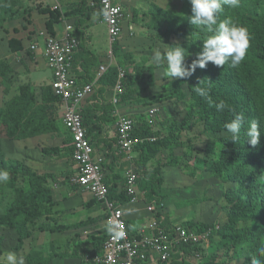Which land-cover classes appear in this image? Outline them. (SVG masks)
Masks as SVG:
<instances>
[{"label":"rangeland","instance_id":"obj_1","mask_svg":"<svg viewBox=\"0 0 264 264\" xmlns=\"http://www.w3.org/2000/svg\"><path fill=\"white\" fill-rule=\"evenodd\" d=\"M34 1L37 0H0V169L10 174L7 182H0V215L4 221L0 225V264H7L8 251L22 254L25 264H69V261L71 264L72 261L92 264L88 255H76L90 252L94 257L98 256L95 253L100 251L104 237L90 239L75 234L77 229L92 222L86 219L90 217L92 220L87 205L95 203L89 198L73 201L76 194L87 192L73 185V181L71 183L77 172V163L73 159L61 158L69 141L63 125L65 109H59L61 101L52 95L51 77L44 85H35L28 77L32 70L40 69L44 63L43 59L37 58L36 51L30 46L27 48L30 43L33 46L38 43L35 32L26 33L33 22ZM75 1L81 3V0ZM118 1L125 12L129 11L137 26L142 22L148 28L154 23L161 26L145 31L142 43L136 32L130 33L119 65L127 73L123 101L127 98L126 105L130 104L133 115L138 111L150 131L147 133L141 128L134 134L143 143L138 149L144 154L142 165L148 170L161 167L163 197L171 200L166 205L172 218L196 224L189 226L195 233L201 234L209 228L218 232V223L228 222L234 206L226 195L239 189V184L231 182L232 178H264V164L248 163L242 174L237 171V164L231 170L220 167L223 150L219 139L223 135L210 131L216 118L215 113H211L213 106L194 90L197 86L207 89L208 71L210 67H216L212 62L205 68L197 67L189 78L172 80L165 75L166 63L160 66L152 63L157 50L163 55L166 49L176 44L187 50L190 55L186 63H191L202 51L203 41L212 33L190 23V0ZM36 9L39 12L43 8L37 6ZM229 12V6L224 5L218 22L230 21ZM225 13L227 17H224ZM17 23L25 30L21 34L17 33L22 29L14 27ZM129 27H135L134 23ZM45 36L39 35L43 44ZM19 37L25 40L24 44ZM11 40L21 43L13 45ZM7 46H10V55H5L3 48ZM37 47L40 50L41 44ZM112 57L108 55V59ZM203 101L205 105L197 107ZM248 105L254 108L255 103ZM152 107L157 109V114L151 118L148 109ZM130 156L132 163L140 160L139 153L132 152ZM246 158L254 159L249 155ZM62 161L64 168L70 169L67 177H62L66 169L60 173ZM122 161L130 163L127 155ZM104 168L108 169V165L105 164ZM128 168L120 176L124 178ZM17 201L25 203L18 227L10 213ZM69 201H73L74 206ZM144 203L142 201L141 205ZM96 204L104 212V205ZM207 223L211 225L205 226ZM241 229H244L243 224L238 231ZM221 241L225 244L223 248L220 243H212L217 248L221 264H250L253 249L247 247L242 238L231 241V237H223ZM215 247L209 251H214ZM210 264L218 263L211 261Z\"/></svg>","mask_w":264,"mask_h":264},{"label":"trees","instance_id":"obj_2","mask_svg":"<svg viewBox=\"0 0 264 264\" xmlns=\"http://www.w3.org/2000/svg\"><path fill=\"white\" fill-rule=\"evenodd\" d=\"M116 1L119 2L118 0ZM80 4L81 5L78 8L79 10L77 9L71 12L72 15H78L77 21L75 22L76 36L78 37L83 34L81 33V31L83 30L80 26V24H82L83 22L82 14L84 13L86 18L90 19L92 15L91 13L93 12L92 10L95 9H92V7L88 6L87 3H85L84 6L83 0ZM188 7L191 8V4H189ZM229 9L230 22H232V24L234 25L243 26L247 29L249 36V47L246 50L244 60L238 66L230 67L229 64H225L224 66L220 67H210L208 71L210 75L206 82L209 81L207 89L209 90V95L213 101V105L215 103H219L221 100L226 103V108L224 110L218 111L215 106H213L211 112L215 113L216 118L213 122V125H211L212 128L210 129V131L217 132L223 135L219 139V143L223 150L221 163L219 165L222 168L231 170L237 164V171L242 174L244 168L248 166V163L260 162L261 164H264V0H240L238 7H229ZM39 11L42 14H49V20L46 23V27L48 29V32H50L49 34H51L52 36L57 35L54 31V26L55 24L60 23V21L62 20V14L57 10H51L49 8H43ZM260 11H262L263 13L261 12L259 14ZM126 14L129 17V21L132 22L131 20H133V17L130 15V13L126 11ZM66 16H68V14H66ZM224 17H227L226 13ZM18 43L21 42H18L16 40H13L11 42V44L13 45H16ZM119 44L120 43L117 42L112 45V53L115 56L119 55V48L116 47ZM121 57L122 56L120 54V59H118L119 64L122 60ZM118 74V67L110 68L109 71H107L106 75L104 74V76L101 78L102 84L111 85L113 86V88H115ZM84 84H88V82H85ZM51 91L52 95L55 96L52 85ZM94 94L95 93L92 92L84 102L94 97ZM125 95L126 86L124 93L121 95V102L123 101V97ZM56 98L60 100V98ZM125 102H127V98ZM206 103H208V101ZM250 103H255L254 108L249 107L248 104ZM204 105L205 102L203 101L201 103H198L197 107L201 108ZM250 109L252 110L251 113ZM132 112L133 111H129L128 115L132 116L136 121V128L134 132L138 131L141 128H145L146 132L150 133L148 127L144 124V120L142 119L138 111H134V115H132ZM194 112L195 109L191 110L189 114L191 115ZM124 114L126 113L124 112ZM82 115L84 117V124L88 131V137L90 138L91 143H93L91 139V131L93 130L90 124L93 123V121L91 119H86L85 111L84 113L82 111ZM237 115H242L244 118V122L241 128V139L239 142L234 144L231 141H228L229 134H227L224 125L234 119ZM116 120L117 117L115 115V117H113V119L111 120L113 126ZM253 121H256L260 125L261 131L260 143L255 147L250 145L245 136V130ZM88 126H90L91 128H88ZM243 139L245 141H243ZM113 143L115 144L110 145L108 147V150L103 151V155L105 157L104 165H108V169L106 170V183L110 187V198L117 204L127 206L130 204L129 198L125 195L124 192L125 177L123 178V176H120L122 175V173H124L125 168H120L122 170V172H120L118 168L113 167L115 164H119L124 156H126V154L120 152L117 137L113 140ZM141 144L143 143L138 144L133 149V153L136 152L140 154V160H135L134 165L138 173L141 174L139 186L140 190L144 192L142 201H144L145 203L143 205L146 208L152 203H157L158 209L155 213V218L157 217L158 220H160L162 215L166 216L168 223L167 226H170L177 220L172 221L173 223L170 221L171 214L169 213H171V210L167 208L168 206L166 205V203L170 204L171 200H164L163 197V174L161 173V167L148 170L142 165L144 154L138 151V149L141 147ZM67 145H69V147ZM65 150L66 151L65 153H63L61 158L72 159L74 146L72 137L70 135L69 141L66 142ZM248 155L250 157H254V159L246 158ZM107 161L108 163H106ZM126 164L129 163L126 162ZM124 165L125 164H122L121 167ZM33 177L37 178L38 176L36 174H33ZM231 182H236L237 184H239L238 190H232L226 195V198L231 203H234V206L232 207L228 222L220 221V223H218L221 226V229L214 234L212 243L213 241L215 242V244L217 243V245L218 243H220L221 248H223L225 246L224 242L221 241L223 237H231V241H235L236 237L242 238L247 247L253 249L251 255L252 258L256 257L264 261V256H260L259 254V250L261 248H264V178H259L258 176H241L240 178H232ZM34 197H36V195H34ZM93 201L95 203H99L95 199H93ZM17 202V205L10 210V213L13 214L16 227H18L21 223L18 218H21V216H23V213L25 212V210H23V208L25 207V203L21 201ZM161 204L164 205L163 208L161 207ZM24 215L27 216V214ZM3 222V217L0 215V225H3ZM184 223L187 225L189 224L186 222ZM242 224L244 229L238 231V227H240V225ZM194 225L196 224L190 223L188 226L192 227ZM210 225L211 223L205 224V226ZM107 236L108 232L106 230V232H104L102 236L104 237L103 244ZM211 246L215 247V245L212 244ZM101 249L98 253L95 254H99L101 256ZM196 249L198 248L182 247V250L188 255H191L192 252ZM181 255L182 254L177 253L173 256L171 261L160 262L159 264H191L185 258H181ZM206 260L207 264H210L211 261L221 264L220 255L217 252L216 247L214 251H210V253L206 256ZM92 264H95L94 259H92Z\"/></svg>","mask_w":264,"mask_h":264},{"label":"built area","instance_id":"obj_3","mask_svg":"<svg viewBox=\"0 0 264 264\" xmlns=\"http://www.w3.org/2000/svg\"><path fill=\"white\" fill-rule=\"evenodd\" d=\"M91 7L101 11L102 20L108 28L111 45L120 41L124 34L123 25L126 22L127 27L133 24L129 21L125 8L116 0H95ZM134 29L129 27L130 33L135 32ZM45 37L44 58L52 71L51 85L55 96L60 98L65 106L64 126L72 137L74 146L72 159L77 163L78 176L73 180V185L89 193L93 199L105 207L108 236L102 245V255L95 256L94 262L96 264H148L156 261L159 264L171 261L175 254L180 253L181 258H185L191 264H207L206 256L210 253L212 238L216 233L212 228L200 234L192 232L184 223L185 221L173 223L170 220L173 223L170 226H167L168 224L164 226L161 221H156L145 225L137 233L131 231L122 205L110 198V187L106 183L104 169L105 159L103 156L95 155L84 124L81 106L93 92L96 83L84 84L74 73V59L81 45V38L76 36V28L72 22L65 25L61 35L46 34ZM31 49L36 51L38 47L32 46ZM112 56L111 51L110 57ZM109 67L108 65L100 66L97 81L107 73ZM125 80L126 71L119 68L118 81L114 88L115 103L120 101L124 93ZM148 111L151 118L157 114V109L154 107ZM116 115L117 120L112 127L117 131L120 152L125 153L130 160V166L125 175L124 192L129 198V204L137 205L142 201L144 192L139 186L141 174L138 173L130 156L133 149L140 143V139L134 135L136 121L130 115L125 116L118 112ZM163 206L161 204L162 208ZM157 209V203L147 207L150 215L155 214ZM219 226L216 230L221 229ZM182 247L198 249L188 255Z\"/></svg>","mask_w":264,"mask_h":264},{"label":"crops","instance_id":"obj_4","mask_svg":"<svg viewBox=\"0 0 264 264\" xmlns=\"http://www.w3.org/2000/svg\"><path fill=\"white\" fill-rule=\"evenodd\" d=\"M94 1L95 0H83V4L85 6V3H87L88 6H91L92 2ZM32 5L34 8L33 11L31 12L33 22L29 25V28L27 29L26 33L31 34V32H35L34 38L36 36V41L38 42L37 46L41 44V49L36 50V53L38 54L37 58L43 59L44 63H42V67L40 69L32 70L31 73L28 74V77L32 80V82L35 85L37 84L44 85L49 79V77H51V80H53L52 71L48 67L47 62L44 58V48H43L44 44L40 41V38H39L40 34L46 35L50 33L48 32V29L46 28V23L49 20V14H42L40 13V11L38 12V9L36 8L37 6H40L41 8H44V9L50 8L51 10H55L56 7L58 8L56 10L62 14V20L60 21V23L55 24L54 31L59 36L63 33L64 27L68 22H72L76 28L75 22L77 21L78 15H72L71 12H73L74 10H77L81 4L77 3V1L75 0H41V1L39 0V1H34ZM157 5L160 6V3H158ZM127 12L129 11L127 10ZM66 14H68V16H66ZM91 14L92 15L90 19H87L84 13L82 14L83 22L82 24H80V26H81V29L83 30L81 31V33L83 34L80 35L81 45L74 59V73H76V75L84 83L85 82L96 83L93 88V92L95 93L94 97L84 102L81 106V109L83 113L85 111L86 119L88 120L91 119L93 121V123H90V124L93 130L91 131V139L93 142L92 144H93V148L95 151V155L97 157L98 156L104 157L103 151L108 150V147L110 145L115 144L113 143V140L117 136V131L114 127H112L113 123H111V120L113 119V117H115L117 112L121 113L122 115H126L128 114L129 111H131V108L129 107L130 104L129 106H127L126 105L127 102L125 101L121 102V99L118 103H115L114 101L115 97L113 93L114 88L111 85L102 84L101 78L103 76L98 81L96 79H97V75L99 72V68L100 66L103 65L102 64L103 62H105L104 64L110 66L111 68L112 67L121 68L119 66L120 64H119L118 59H120V54L125 53L124 52L126 50L125 45L128 43V37H131V36H129L130 31L127 27L128 23L126 22L123 25V28H124L123 38L119 42L120 44L116 46L117 48H119V57L113 55L112 59H108V55H110V52L112 51V45L109 42L107 25L102 20L100 10L96 9ZM131 21L132 23H134L135 25L134 30L136 34H138V39L142 43V41L145 40V35H144L145 31H150L153 26L148 28L145 22H142L139 26H137L134 20H131ZM155 26L159 27L160 24L154 23V27ZM14 27L15 28L20 27L22 29V31L20 30V33H17V30H14V33L21 34V32L25 31L23 27H21V25L18 23ZM18 39L22 40L20 37ZM27 42H28V39H27ZM22 43L24 44L25 40H22ZM29 46L31 49L33 44L32 43L28 44L27 48H29ZM3 49H4V52L6 51L5 55H10V53L8 52L10 49V46H7V48H3ZM114 57L116 58L118 57L116 61L113 60ZM43 64H44V67H43ZM117 81H118V77H117ZM126 81H127V73H126V80L124 82V86H126ZM61 104L62 103L60 102L58 104V107L59 109L64 110L65 106L63 104L61 106ZM124 112L126 114H124ZM63 125H64V121H63ZM88 128H91V127L88 126ZM63 163L64 161H62V164H60V167L62 168L60 173L66 169L65 172L62 174V177L64 176L67 177V175L70 172V169L64 168L65 166ZM106 163H108V161ZM122 164H125V165L121 167ZM129 166H130V163L126 164L125 161H120L119 164H115V166L113 167L118 168L120 172H122L121 169L128 168ZM106 170L107 169H105V171ZM77 176H78V168H77V172L75 176L71 178V183ZM82 194L83 195L76 194V197L74 198L73 201L78 202L79 198H81L82 200H85V198L92 199L91 196H89L90 194L88 195L87 193L86 194L82 193ZM141 200H143V197L141 198ZM73 201H69L71 202V206H74ZM87 207L88 209H90L88 210V213L92 217V220L90 219V217H86V219H89L88 221H92V222L88 223L83 228L77 229L75 234L81 235L83 238H90V239L95 238V237H102L104 232H106L107 230L106 223H105L106 212L105 210L103 212L102 209L97 208L98 204L96 203L95 204L91 203L87 205ZM122 207L126 214V219L129 221V228L131 229L133 233L139 232L141 229L144 228L145 225L152 224L153 222H156V221H161L162 225L164 226L168 224L166 216L162 215L161 219L158 220L157 217L155 218V214L150 215L148 213L147 207L145 208L143 204L142 205L140 203L137 205L130 204L127 206H122ZM83 220H84V217L80 219L81 222ZM170 220L175 221L176 219L170 217ZM87 255L91 260L94 258V255L90 252H88L87 254L79 253L76 256L86 257ZM69 264H71L70 261H69ZM72 264H82V263H77V262L72 261ZM148 264H158V263L154 261V262H149Z\"/></svg>","mask_w":264,"mask_h":264},{"label":"clouds","instance_id":"obj_5","mask_svg":"<svg viewBox=\"0 0 264 264\" xmlns=\"http://www.w3.org/2000/svg\"><path fill=\"white\" fill-rule=\"evenodd\" d=\"M239 2L240 0H190L192 13L190 23L212 33V35L203 41L202 51L196 54V58L191 63H186V58L190 54L179 44L170 46L163 55L160 50H157L152 56V63L157 66L166 63L165 75L170 80L189 78L194 74L197 67L205 68L209 62L217 67L225 64H229L230 67L238 66L244 60L246 50L249 47L247 29L243 26L234 25L230 21L218 23V19L224 5L238 7ZM194 90L199 96L205 98L210 106H215L218 111L226 108V103L223 100L213 105L208 89L197 86ZM243 122V116L237 115L224 125L227 134H229L228 141L234 144L240 141ZM245 136L251 146L258 145L261 137L260 125L256 121L251 122L245 130ZM9 179V172L0 169V182H7ZM259 254L264 256V248L259 250ZM5 259L7 264H25V257L14 251H8ZM251 264H264V261L253 257Z\"/></svg>","mask_w":264,"mask_h":264}]
</instances>
